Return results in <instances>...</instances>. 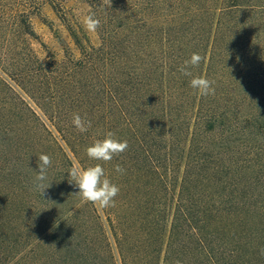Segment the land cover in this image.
Instances as JSON below:
<instances>
[{"label": "trees", "instance_id": "16d2710c", "mask_svg": "<svg viewBox=\"0 0 264 264\" xmlns=\"http://www.w3.org/2000/svg\"><path fill=\"white\" fill-rule=\"evenodd\" d=\"M66 1L0 0V264H264V0H86L96 44ZM45 6L78 58L35 51ZM194 52L215 95L179 71ZM108 131L129 147L100 162L120 187L102 210L68 170Z\"/></svg>", "mask_w": 264, "mask_h": 264}, {"label": "clouds", "instance_id": "9594fccd", "mask_svg": "<svg viewBox=\"0 0 264 264\" xmlns=\"http://www.w3.org/2000/svg\"><path fill=\"white\" fill-rule=\"evenodd\" d=\"M109 4L111 5V0H109ZM83 23L86 30L90 32H96L101 26L100 20L94 13L86 15ZM203 59L204 57L199 53L194 52L179 68L182 75L192 77L189 81L190 87L202 97L215 95L214 80H210L205 76H193L192 69L198 67ZM72 123L81 133L87 132L91 126V122L82 118L78 113L73 114ZM128 147V141L118 139L112 131L106 132L102 139H97L88 146L85 149L88 159L97 161V163L87 167L74 165L68 170V182L79 190L75 195L79 196L83 202L91 203L102 210L115 207L120 187L109 179L103 164L100 162L107 163L112 161L114 157L126 152ZM51 164L52 159L49 155L40 154L38 156L35 187L41 192V195L45 189L51 186L47 176ZM115 171L123 175L126 170L117 164ZM261 254H264V249L261 250ZM176 264H181V262L177 261Z\"/></svg>", "mask_w": 264, "mask_h": 264}, {"label": "rangeland", "instance_id": "374dc122", "mask_svg": "<svg viewBox=\"0 0 264 264\" xmlns=\"http://www.w3.org/2000/svg\"><path fill=\"white\" fill-rule=\"evenodd\" d=\"M63 9L68 17L69 26L75 30L80 29L92 43L96 44L98 41L96 32L86 30L83 23L84 17L90 13L88 2L86 0H67ZM32 25L39 39L34 41L33 47L40 58L46 59L48 53H52L57 60H61L64 58L66 49L75 57L80 56L68 30V25L60 20L50 6H45L41 15L33 17Z\"/></svg>", "mask_w": 264, "mask_h": 264}]
</instances>
